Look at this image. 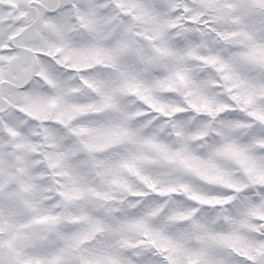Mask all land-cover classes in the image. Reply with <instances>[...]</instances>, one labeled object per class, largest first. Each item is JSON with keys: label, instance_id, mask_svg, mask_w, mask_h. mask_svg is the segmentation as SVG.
Returning <instances> with one entry per match:
<instances>
[{"label": "snow or ice", "instance_id": "snow-or-ice-1", "mask_svg": "<svg viewBox=\"0 0 264 264\" xmlns=\"http://www.w3.org/2000/svg\"><path fill=\"white\" fill-rule=\"evenodd\" d=\"M0 264H264V0H0Z\"/></svg>", "mask_w": 264, "mask_h": 264}]
</instances>
